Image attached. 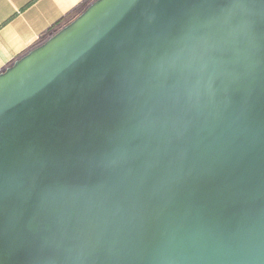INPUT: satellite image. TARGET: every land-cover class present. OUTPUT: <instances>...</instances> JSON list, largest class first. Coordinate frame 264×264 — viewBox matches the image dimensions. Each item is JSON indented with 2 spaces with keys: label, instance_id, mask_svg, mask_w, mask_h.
Wrapping results in <instances>:
<instances>
[{
  "label": "water",
  "instance_id": "obj_1",
  "mask_svg": "<svg viewBox=\"0 0 264 264\" xmlns=\"http://www.w3.org/2000/svg\"><path fill=\"white\" fill-rule=\"evenodd\" d=\"M0 264H264V0H96L0 73Z\"/></svg>",
  "mask_w": 264,
  "mask_h": 264
},
{
  "label": "crops",
  "instance_id": "obj_2",
  "mask_svg": "<svg viewBox=\"0 0 264 264\" xmlns=\"http://www.w3.org/2000/svg\"><path fill=\"white\" fill-rule=\"evenodd\" d=\"M96 0H0V73L70 24Z\"/></svg>",
  "mask_w": 264,
  "mask_h": 264
}]
</instances>
